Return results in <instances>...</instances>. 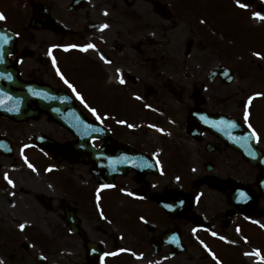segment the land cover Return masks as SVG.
I'll list each match as a JSON object with an SVG mask.
<instances>
[{"label":"flooded vegetation","instance_id":"af4514ba","mask_svg":"<svg viewBox=\"0 0 264 264\" xmlns=\"http://www.w3.org/2000/svg\"><path fill=\"white\" fill-rule=\"evenodd\" d=\"M240 3L0 0V264H264L237 225L264 239V19Z\"/></svg>","mask_w":264,"mask_h":264},{"label":"rangeland","instance_id":"374dc122","mask_svg":"<svg viewBox=\"0 0 264 264\" xmlns=\"http://www.w3.org/2000/svg\"><path fill=\"white\" fill-rule=\"evenodd\" d=\"M252 22L254 23V26H255L256 28H257V27H261L260 25L257 24V23H258V20H255V19H254V20H252ZM209 201H210V203H214V204H218V203H219L217 198H215V199H209ZM212 215H216V211H212ZM215 223H216L217 225H219V220H215ZM237 225H238L239 227H244V228H246V229H248V230H251V231L255 232V237L259 238L260 241H263V242H264V239H263V237H262V232H263V227H262V225L255 224L254 221L249 220V219H243V220L239 221ZM222 232H223L224 234H225V233L228 234V233H230V232H234V234H235V233L237 234V231H236L234 228H232V224L229 225L228 227H226ZM223 233H222V234H223ZM236 234H235V235H236ZM250 240H252V242L255 241V240L252 239L251 236H250ZM235 242L238 243V244H240L241 247H238V248L241 250V252L244 250V248L247 249V251H250V248H251V245H250V244H244V243L241 242V241H235ZM222 244H224V245H228L229 242H225V243H223V241H222ZM230 248H232V247H230ZM235 248H237V247H235ZM238 248H237V249H238ZM224 250H226V249H224ZM232 250H234V249H232ZM226 251H227L228 253H227ZM226 251H225V252H226L227 254H229V256H230L231 253H230L228 250H226ZM263 254H264V253H263ZM229 256H228V260L231 258V261H232L231 264H238V260L241 259V254H240V253H238V254L236 253V255H234V256H235V259H233L232 256H230V258H229Z\"/></svg>","mask_w":264,"mask_h":264},{"label":"snow or ice","instance_id":"6c2138e0","mask_svg":"<svg viewBox=\"0 0 264 264\" xmlns=\"http://www.w3.org/2000/svg\"><path fill=\"white\" fill-rule=\"evenodd\" d=\"M237 3H238V5H239L240 7H242V8H243V7H247V4H245V3H240V0H237ZM254 16L257 17V18H259V19H264V16H261L260 13H254ZM3 19H5V17L3 16L2 13H0V20H3ZM101 27H102V28H103V27H107V25H102ZM5 42H7L6 39H5ZM88 47H93V46H92V45H88ZM256 55H259V54L257 53ZM53 63H55V61H53ZM118 71H119V70H118ZM120 82L123 83V80L121 79ZM65 83H67V81H65ZM69 87L71 88L72 85L69 84ZM73 91H75V89H73ZM77 95H79V94H77ZM249 100H251V98H249ZM92 111H93V115H95V114H96V113H95V110L93 109ZM97 119H100V117L97 116ZM245 120H247V111H245ZM129 127H131V125H129ZM252 135H253V136H256V133L253 132ZM29 167H32V165H29ZM4 178L8 181L9 184H12V181L8 178L7 174H5V177H4ZM102 187H107V185H104V186H102ZM98 198H99V197H98ZM19 227H20L21 229H23V228H24V225L21 224ZM213 235H215V233H213ZM221 239H223V237H221ZM110 254H111V253H105L104 255H110ZM255 254H256L257 256H259V252H256ZM214 258H215V257H214ZM100 259H101V264H103L104 257L101 256ZM217 264H219V262H217Z\"/></svg>","mask_w":264,"mask_h":264},{"label":"water","instance_id":"95a60500","mask_svg":"<svg viewBox=\"0 0 264 264\" xmlns=\"http://www.w3.org/2000/svg\"><path fill=\"white\" fill-rule=\"evenodd\" d=\"M248 1H256V0H248ZM257 10H258V13H260L261 16H264V1H261V2L258 3ZM0 58H1V56H0Z\"/></svg>","mask_w":264,"mask_h":264},{"label":"bare ground","instance_id":"6f19581e","mask_svg":"<svg viewBox=\"0 0 264 264\" xmlns=\"http://www.w3.org/2000/svg\"><path fill=\"white\" fill-rule=\"evenodd\" d=\"M247 256H248V258H252V254H249V253H248V255H247Z\"/></svg>","mask_w":264,"mask_h":264}]
</instances>
